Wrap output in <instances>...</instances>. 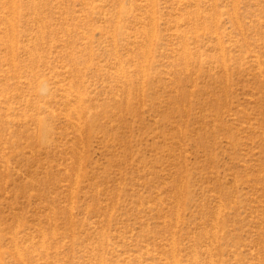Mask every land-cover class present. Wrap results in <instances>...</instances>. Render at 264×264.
Instances as JSON below:
<instances>
[{"label": "rangeland", "instance_id": "obj_1", "mask_svg": "<svg viewBox=\"0 0 264 264\" xmlns=\"http://www.w3.org/2000/svg\"><path fill=\"white\" fill-rule=\"evenodd\" d=\"M0 264H264V0H0Z\"/></svg>", "mask_w": 264, "mask_h": 264}]
</instances>
